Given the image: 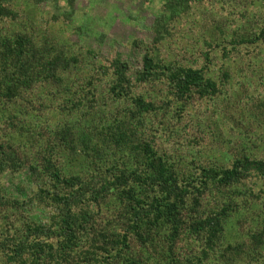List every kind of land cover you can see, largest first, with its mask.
Instances as JSON below:
<instances>
[{
    "label": "rangeland",
    "instance_id": "1",
    "mask_svg": "<svg viewBox=\"0 0 264 264\" xmlns=\"http://www.w3.org/2000/svg\"><path fill=\"white\" fill-rule=\"evenodd\" d=\"M11 7L17 15L0 18L1 30L31 35L38 44L49 42L54 53L71 60V67L59 87L36 83L22 97L0 99L1 139L24 162L22 170L0 173V186L17 200L0 211L4 248L6 237L26 229L25 223L48 222L55 212L50 200L36 199L35 182L27 179L29 166L39 169L50 156L65 175L85 178L97 168L104 172L115 159L139 165L138 143L121 151L112 142L105 144L101 134L114 118L128 116L136 96L155 106L137 119L140 141H148L176 167L189 172L200 165L230 167L244 155L264 160V39L259 36L264 0H197L167 23L165 32L153 29L164 0H11ZM146 52L164 64L202 69L217 90L179 101L164 79L139 81ZM115 60L126 62L130 82L128 92L119 96L111 90ZM63 126L88 135L92 150L79 142L74 153L61 146L55 135ZM48 141L54 145L51 153ZM222 195L229 209L216 244L204 257V239L183 233L176 246L184 264H259L264 257V243L259 255L253 248L264 228V177L252 174ZM223 197L204 193L197 213L205 216ZM91 208L100 230L118 222L113 196ZM190 216H185L187 223ZM129 239L132 256L143 264H162L159 253L151 257ZM80 244L85 246L83 240ZM0 264L19 263L7 261L0 246Z\"/></svg>",
    "mask_w": 264,
    "mask_h": 264
},
{
    "label": "trees",
    "instance_id": "2",
    "mask_svg": "<svg viewBox=\"0 0 264 264\" xmlns=\"http://www.w3.org/2000/svg\"><path fill=\"white\" fill-rule=\"evenodd\" d=\"M196 1L164 0V7L153 23L155 32L164 28V32L167 31L166 24L181 17ZM16 15L11 0H0V18L15 19ZM259 36L264 39V29ZM53 49L49 42L38 44L31 35L0 28V99L12 101L22 97L36 83L59 87L71 67V60L66 55L54 53ZM205 55L208 58V54ZM142 65L139 81L164 79L173 99L183 101L217 90L216 83L200 68L164 64L148 52L143 55ZM126 71V62H113L111 90L117 96L128 92L130 82ZM131 103L128 116L116 121L114 118L101 134L105 144L112 142L121 151L138 143L139 165L129 167L122 160L116 163L118 159H115L104 172L97 168L85 178L65 175L50 156L44 158L39 169L29 166L27 179L35 182L36 199L50 200L55 212L50 214L48 222L25 223L26 229L6 237L5 248L0 241L7 261L19 264H143L138 256H132L131 238L151 257L159 253L162 264H184L176 246L183 233L204 239L206 248L201 252L204 257L206 250L214 247L229 209L222 192L252 174L264 177V160L244 155L235 158L230 167L200 165L195 172L176 167L157 154L148 141H140L137 119L141 112L155 109L153 102L136 96L131 98ZM3 137L1 134L0 173L8 169L19 171L24 162L12 145L2 141ZM55 137L72 153L77 151L78 142L87 149L93 148L90 147L92 139L88 135L82 137L73 126H63ZM49 143L47 147L51 153L54 145ZM3 189L0 186V211L3 206L17 203ZM193 190L195 193L191 194ZM206 192L220 193L223 198L216 208L203 216L197 213V206ZM107 195L118 201L119 210H115L118 222L100 230L91 206ZM191 213L194 214L190 216ZM187 215L192 219L190 223L186 222ZM261 232L262 235L254 239L257 255L261 254L260 246L264 243V228ZM82 240L85 246L80 244ZM259 264H264V257Z\"/></svg>",
    "mask_w": 264,
    "mask_h": 264
}]
</instances>
